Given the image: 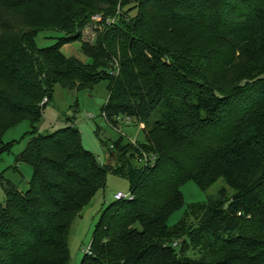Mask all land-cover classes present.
I'll return each instance as SVG.
<instances>
[{"label":"trees","instance_id":"trees-1","mask_svg":"<svg viewBox=\"0 0 264 264\" xmlns=\"http://www.w3.org/2000/svg\"><path fill=\"white\" fill-rule=\"evenodd\" d=\"M125 4L136 14L120 21ZM96 15L106 28L93 44L83 31ZM3 18L23 21L0 48V153L58 83L108 81L105 118L144 124L145 143L120 140L102 164L70 118L32 133L19 157L34 168L28 189L0 173V264H70L72 224L110 173L134 198L102 210L81 264H264V0H5ZM46 31L57 42L40 47ZM70 42L88 63L62 51ZM191 180L219 188L171 226Z\"/></svg>","mask_w":264,"mask_h":264},{"label":"rangeland","instance_id":"rangeland-1","mask_svg":"<svg viewBox=\"0 0 264 264\" xmlns=\"http://www.w3.org/2000/svg\"><path fill=\"white\" fill-rule=\"evenodd\" d=\"M8 1V0H7ZM5 0H0V48L7 42L16 39L18 32L16 24L23 21L22 18L7 22L4 18ZM121 14L120 21H127L136 14L134 4L119 5ZM12 15V14H11ZM96 15L85 27L83 38L93 44L99 43V36L105 31L106 26ZM119 21V22H120ZM58 33L55 31L41 32L37 37L40 47L52 46L57 42ZM62 51L68 56L76 57L88 63L90 60L81 51L80 42L67 43ZM242 64V63H240ZM238 64V65H240ZM109 82H99L94 90H83L80 92L69 91L59 83L54 87L53 99L47 104L38 120L24 118L15 125L9 127L3 137L8 148L0 153V173L18 185L19 189L26 191L33 176V165L28 161L19 160L20 155L26 148L28 142L35 135H46L67 126L68 123L80 132L84 147L96 154L102 164H114V157L110 156V147L122 140L124 143H145L144 124L133 120L119 121L116 127L105 118L101 102L109 98ZM45 99L43 103L47 102ZM67 118H70L67 123ZM219 186L213 187L205 192L194 180L186 182L182 187L185 204L176 211L169 220V225H175L183 216L187 208L196 203L207 202L208 196L215 193ZM131 182L127 177L108 174L105 187H101L93 200L83 209L82 214L77 217L70 230L69 248L70 264H81L86 252L91 246L93 234L99 222L102 210L110 203L116 201L118 192L131 194ZM5 192L0 188V200L3 201Z\"/></svg>","mask_w":264,"mask_h":264},{"label":"built area","instance_id":"built-area-1","mask_svg":"<svg viewBox=\"0 0 264 264\" xmlns=\"http://www.w3.org/2000/svg\"><path fill=\"white\" fill-rule=\"evenodd\" d=\"M101 19H102V18H100V20H101ZM114 22H115V18H109V19L107 20V23H108V24H112V23H114ZM112 73H113V74H117V71H113ZM118 119H119V121H124V122H126V121H131V118H130L129 116L118 117ZM116 128H119V127H116ZM145 157L148 158L149 156H148V155H145ZM151 159L154 161L155 156H152ZM144 160H146V159H144ZM115 198H116V200H121V199H133V198H134V195H133L132 192H131V194H126V193H123V192H118V193L115 195ZM88 251H90V247H89Z\"/></svg>","mask_w":264,"mask_h":264},{"label":"water","instance_id":"water-1","mask_svg":"<svg viewBox=\"0 0 264 264\" xmlns=\"http://www.w3.org/2000/svg\"><path fill=\"white\" fill-rule=\"evenodd\" d=\"M105 101H106V100H103V101L101 102V104H103Z\"/></svg>","mask_w":264,"mask_h":264}]
</instances>
